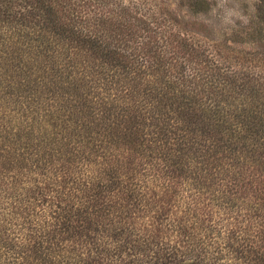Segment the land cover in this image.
Instances as JSON below:
<instances>
[{
  "label": "trees",
  "instance_id": "16d2710c",
  "mask_svg": "<svg viewBox=\"0 0 264 264\" xmlns=\"http://www.w3.org/2000/svg\"><path fill=\"white\" fill-rule=\"evenodd\" d=\"M152 17L0 0V264H264V80Z\"/></svg>",
  "mask_w": 264,
  "mask_h": 264
},
{
  "label": "rangeland",
  "instance_id": "374dc122",
  "mask_svg": "<svg viewBox=\"0 0 264 264\" xmlns=\"http://www.w3.org/2000/svg\"><path fill=\"white\" fill-rule=\"evenodd\" d=\"M118 1L140 8L151 21L154 16L174 32L191 35L227 69L264 80V23L257 9L260 0H207L208 11L198 13L193 8L195 0ZM193 183L192 178L183 183V200L196 191ZM181 202L176 201L175 206L181 209Z\"/></svg>",
  "mask_w": 264,
  "mask_h": 264
}]
</instances>
